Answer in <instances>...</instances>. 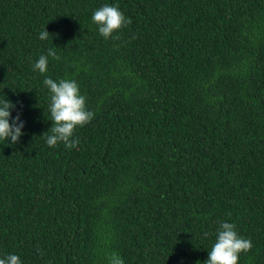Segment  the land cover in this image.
I'll use <instances>...</instances> for the list:
<instances>
[{
  "label": "trees",
  "instance_id": "16d2710c",
  "mask_svg": "<svg viewBox=\"0 0 264 264\" xmlns=\"http://www.w3.org/2000/svg\"><path fill=\"white\" fill-rule=\"evenodd\" d=\"M105 4L131 19L108 39ZM45 78L94 113L76 148L46 143ZM4 99L24 127L0 140V258L203 264L226 221L264 264V0H0Z\"/></svg>",
  "mask_w": 264,
  "mask_h": 264
},
{
  "label": "clouds",
  "instance_id": "9594fccd",
  "mask_svg": "<svg viewBox=\"0 0 264 264\" xmlns=\"http://www.w3.org/2000/svg\"><path fill=\"white\" fill-rule=\"evenodd\" d=\"M92 20L99 26V34L105 39L112 37L115 31L126 27L131 23L130 18L119 10L118 6L103 5L95 10ZM47 28L39 34V39L44 40L49 36ZM60 59L53 49H49L47 55H40L33 65V70L45 73L48 66V57ZM44 84L50 90V120L52 126L48 131L51 135L46 137L49 147L56 146L63 142L66 148H76L79 139L74 136L77 127H83L94 118V113L86 107V97L80 94L79 86L75 80L61 79L59 82L52 78H45ZM15 105L8 99L0 101V140H7L15 144L21 137L24 127L19 114L11 117V109ZM10 119L12 122L10 123ZM207 237L208 233L205 232ZM252 242L243 238L235 231V224L226 221L220 222L217 230L216 241L208 251V258L203 264H238L240 253L250 251ZM109 264H124L123 259L116 253L108 257ZM0 264H22L20 257L9 254L0 258Z\"/></svg>",
  "mask_w": 264,
  "mask_h": 264
}]
</instances>
